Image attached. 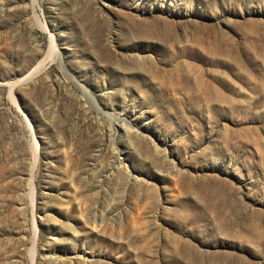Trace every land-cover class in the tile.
Instances as JSON below:
<instances>
[{
  "label": "rangeland",
  "instance_id": "rangeland-1",
  "mask_svg": "<svg viewBox=\"0 0 264 264\" xmlns=\"http://www.w3.org/2000/svg\"><path fill=\"white\" fill-rule=\"evenodd\" d=\"M0 264H264V0H0Z\"/></svg>",
  "mask_w": 264,
  "mask_h": 264
},
{
  "label": "bare ground",
  "instance_id": "bare-ground-1",
  "mask_svg": "<svg viewBox=\"0 0 264 264\" xmlns=\"http://www.w3.org/2000/svg\"><path fill=\"white\" fill-rule=\"evenodd\" d=\"M43 65H44V64H43ZM36 68H38V70H40V69H39V66H38V67H36ZM34 70H37V69H34ZM34 70H33V71H34ZM35 72H36V71H35Z\"/></svg>",
  "mask_w": 264,
  "mask_h": 264
}]
</instances>
